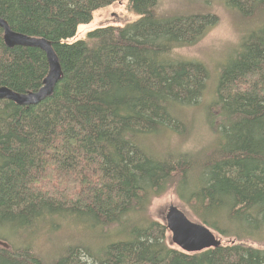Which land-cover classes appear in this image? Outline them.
I'll return each mask as SVG.
<instances>
[{
	"label": "trees",
	"instance_id": "trees-1",
	"mask_svg": "<svg viewBox=\"0 0 264 264\" xmlns=\"http://www.w3.org/2000/svg\"><path fill=\"white\" fill-rule=\"evenodd\" d=\"M120 1L0 0V18L48 40L63 72L38 104L0 101V230L30 236L79 219L111 230L134 216L143 226L98 250L67 246L51 262L33 242L0 237V264H264V0H222L241 17V42L206 103L210 72L177 52L219 24L213 7L167 18L163 0H128L135 21L74 41L81 25ZM49 70L43 50L8 47L0 28V88L37 92ZM201 107L214 141L185 151L188 113ZM177 141L183 147H171ZM171 191L227 242L199 253L171 245L167 227L148 216Z\"/></svg>",
	"mask_w": 264,
	"mask_h": 264
},
{
	"label": "rangeland",
	"instance_id": "rangeland-1",
	"mask_svg": "<svg viewBox=\"0 0 264 264\" xmlns=\"http://www.w3.org/2000/svg\"><path fill=\"white\" fill-rule=\"evenodd\" d=\"M161 13L167 18H172L187 14H205L213 7L214 12L220 18V22L207 36L197 45L179 50L178 57H182L187 61H197L206 66L210 72L211 79L208 83L206 95L203 102H210L214 93V82L219 76V73L227 67L235 58L238 47L241 42V17L232 11L222 0H163L161 1ZM129 1L122 0L112 6L106 7L98 11L92 22L81 25L74 41L84 39L87 34L97 28L103 26H124L127 23L133 22L137 16L132 14L129 9ZM205 108L193 109L188 113V117L193 124L194 129L191 133V140L183 146L176 144L171 147H183L185 151H195L199 148H206L214 141L206 125ZM158 138L152 139V142L159 147L164 145L163 139L159 138L162 135H157ZM192 185L196 183V178L193 174L190 177ZM189 185L181 184L179 191L187 193ZM171 203H177L183 206L188 213L192 215L189 209L186 208V201L182 200L177 192L171 191L161 198L155 199L148 209V216L154 221H162L165 208ZM130 222L126 226L113 228L111 230H103L101 227L95 226L91 221L86 219L64 221L66 224L60 230H36L29 234L17 236L14 229L0 230V237L11 240L17 247L30 245L42 250L48 262H51L56 257L62 254L67 246L73 244L92 246L94 249H99L111 242L128 239L130 231L139 230L143 226V220L140 217H132L128 219ZM60 221H58V224ZM224 229H229L228 224H224ZM238 231L236 226L230 228ZM217 233V232H216ZM219 234V233H218ZM0 246L6 247L5 242L0 241Z\"/></svg>",
	"mask_w": 264,
	"mask_h": 264
},
{
	"label": "water",
	"instance_id": "water-1",
	"mask_svg": "<svg viewBox=\"0 0 264 264\" xmlns=\"http://www.w3.org/2000/svg\"><path fill=\"white\" fill-rule=\"evenodd\" d=\"M0 28L4 31V41L10 48L16 46L35 47L43 50L50 64L49 74L44 85L37 92L19 94L8 88H0V101L9 100L18 105H35L53 94L56 84L61 80L63 72L51 43L46 39L33 38L14 32L9 24L0 18ZM167 228L171 232L170 241L186 253H199L204 250L218 248L224 241L210 228L200 221H196L178 205L168 207L165 219Z\"/></svg>",
	"mask_w": 264,
	"mask_h": 264
},
{
	"label": "flooded vegetation",
	"instance_id": "flooded-vegetation-1",
	"mask_svg": "<svg viewBox=\"0 0 264 264\" xmlns=\"http://www.w3.org/2000/svg\"><path fill=\"white\" fill-rule=\"evenodd\" d=\"M165 219H166V210H165V214H163V217H162V222H163L164 224H166V223H165ZM169 237H170V232H169Z\"/></svg>",
	"mask_w": 264,
	"mask_h": 264
},
{
	"label": "bare ground",
	"instance_id": "bare-ground-1",
	"mask_svg": "<svg viewBox=\"0 0 264 264\" xmlns=\"http://www.w3.org/2000/svg\"><path fill=\"white\" fill-rule=\"evenodd\" d=\"M193 106V105H192Z\"/></svg>",
	"mask_w": 264,
	"mask_h": 264
}]
</instances>
